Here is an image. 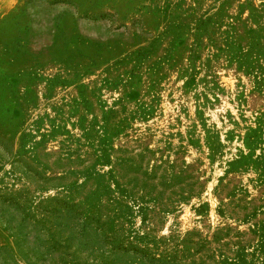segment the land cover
I'll list each match as a JSON object with an SVG mask.
<instances>
[{
  "label": "rangeland",
  "instance_id": "rangeland-1",
  "mask_svg": "<svg viewBox=\"0 0 264 264\" xmlns=\"http://www.w3.org/2000/svg\"><path fill=\"white\" fill-rule=\"evenodd\" d=\"M0 264H264V0H0Z\"/></svg>",
  "mask_w": 264,
  "mask_h": 264
}]
</instances>
